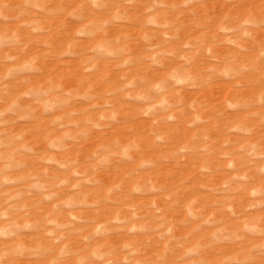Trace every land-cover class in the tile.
<instances>
[{
  "label": "rangeland",
  "instance_id": "obj_1",
  "mask_svg": "<svg viewBox=\"0 0 264 264\" xmlns=\"http://www.w3.org/2000/svg\"><path fill=\"white\" fill-rule=\"evenodd\" d=\"M0 264H264V0H0Z\"/></svg>",
  "mask_w": 264,
  "mask_h": 264
}]
</instances>
